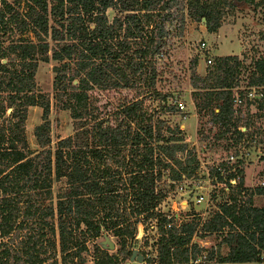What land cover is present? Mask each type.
<instances>
[{
	"label": "trees",
	"instance_id": "1",
	"mask_svg": "<svg viewBox=\"0 0 264 264\" xmlns=\"http://www.w3.org/2000/svg\"><path fill=\"white\" fill-rule=\"evenodd\" d=\"M248 1L30 0L22 15L5 3L0 27L8 22L17 30L30 29L37 41L17 39L5 47L0 44V236L10 239L0 241V264H58L59 260L61 264H81L87 239L109 231L118 237L119 247L108 252L95 245L94 264H120L132 254L136 225L148 218L155 220L158 236L156 253L145 256V264L194 260L203 251L199 239L224 231L221 241L227 243L228 251L210 250L207 259L223 264L261 260L264 205H253L252 195L264 193V186L244 190L246 196L239 204L233 194L231 203L219 204L203 221L177 222L173 214L156 211L175 183L194 175L199 166L184 130L178 124L163 128L165 119L151 115L142 98L125 97L117 103L114 117L104 118L96 110L94 95L88 93L94 86L144 83L156 101L166 102L172 95L157 89L161 75L157 62L170 52L172 38L183 30L185 18L202 22L214 32L221 25L225 4ZM109 8L119 11L112 20L107 15ZM9 52L13 56H6ZM243 57L214 56L205 74L196 71L197 57L189 61L195 106L207 111L209 123L217 125L213 135L207 130L201 137L234 140H227L228 149L249 133L250 122H239L250 104L264 116V49L249 66L244 65ZM51 59L57 61L52 65L53 97L78 123L72 134L58 139L55 148L50 146V96L35 81L39 61ZM242 67L248 69L247 86H262V96L247 98L244 109L234 105L233 91L241 84ZM238 93L245 96L242 89ZM30 105L42 108V121L33 129L41 146L35 152L25 133ZM161 107L179 110L174 104ZM233 150L238 148L226 153ZM166 167L172 169L170 182L159 185ZM63 176L68 189L55 205L45 203L52 193V180ZM243 181L241 174L238 186ZM19 232L24 234L13 246L12 236Z\"/></svg>",
	"mask_w": 264,
	"mask_h": 264
},
{
	"label": "rangeland",
	"instance_id": "2",
	"mask_svg": "<svg viewBox=\"0 0 264 264\" xmlns=\"http://www.w3.org/2000/svg\"><path fill=\"white\" fill-rule=\"evenodd\" d=\"M232 1V0H230ZM261 0H254L253 2L236 3L234 6L225 4L222 14L221 25L217 31L210 32L206 29V26L202 22H196L190 18H185V24L183 30L172 38L173 43L170 52L162 58L158 59L157 68L161 72L157 81V89L162 91L171 92L172 96L167 98V101L157 100L152 95V92L147 89L144 83L135 84L130 87H106L102 88L94 86L88 90L89 94L94 95V104L98 107L99 111L104 118L111 119L117 112V103L128 98H142L147 111L153 115L165 119V126L174 128L175 124H178L180 129H183L186 134V140L189 147H191L197 154L199 160H214L218 157H222L232 150L234 147L241 148L244 144L245 153L251 156L250 172H248V180L245 184L248 185L245 189L248 191L255 186H264L260 184L261 180H264V116H259L260 111L257 110L255 104H250L248 109L242 115L241 122L249 121L248 134H246L241 141L236 143L233 148H227V140L231 143L232 139L222 138L215 140L212 137L203 139L201 134L209 131V135H213L217 129L216 124L209 123L208 113L204 110H199L195 106L194 88L190 85L189 81V61L197 57L196 71L200 74H205L209 66L214 61V56L224 54H238L243 57V63L245 66L251 65V62L258 57L264 49V2ZM5 3H8L13 8V11L19 14H25L28 9L30 0H0V10L4 8ZM232 3V2H231ZM119 13L118 10L109 8L107 15L110 20ZM46 37V36H45ZM24 39L33 42L37 41V37L30 30H17L13 23L6 22L5 26L0 27V44L5 47L13 40ZM47 40L51 42L49 36ZM202 42H204L202 44ZM1 52V50H0ZM195 55V56H194ZM1 56V54H0ZM6 56H13L12 53H8ZM210 58L211 61L207 62ZM57 61L51 59L48 62L40 60L35 72V81L41 92L48 93L51 100V108L49 113V133H50V146L55 148V145L59 138L72 134L78 126L67 108H61L57 105L55 98L53 97L54 90L52 86L54 72L52 65ZM248 78V69L241 68L240 81L245 86ZM246 93V89H242ZM246 96H243L241 103L237 104L234 100V105L240 106L244 109L247 101ZM249 99V98H248ZM254 99V97H252ZM174 104L179 110L173 111L163 109L162 104ZM182 103L185 109H182L179 104ZM42 121V108L38 105H30L27 108V116L25 120V133L28 141L29 148L31 150L38 151L41 146L36 141L33 129L36 124ZM243 126V125H242ZM195 142L198 144V151L195 147ZM180 156H184V153H179ZM255 161V162H254ZM176 166V165H175ZM172 169L166 167L162 169V176L159 179V185L168 184L170 182V174ZM68 189V183L66 177H60L52 180L51 195L45 199V203H53L55 205L56 199L59 195ZM246 196V193L243 194ZM242 196V198L244 197ZM173 200H167L164 207L173 208ZM177 201V198H175ZM187 207L190 210L184 211V209L177 210L181 219L191 218L194 212H200L205 218H208L213 214V210L216 208L215 204L205 207L204 204L194 205L193 202ZM205 207V208H204ZM207 208V209H206ZM176 210V209H173ZM198 210V211H197ZM210 212H207V211ZM186 214H192L191 217H187ZM56 217V216H55ZM193 218H201L199 214L193 216ZM55 223L57 219L54 218ZM137 231L132 239L131 248L137 249L143 253L146 257H154L155 240L158 236V230L155 227L154 219H146L140 226L136 225ZM139 229V231H138ZM77 230L78 238H82V234ZM24 231V229L22 230ZM19 236L13 235V241L10 243L13 246L19 243L20 237L24 232H19ZM223 232H210L203 237L199 243L203 247V254H207L210 250H217L222 253V249L227 244L221 243L220 239ZM55 239L57 241V229L55 227ZM106 237H109L113 243L110 247L106 242ZM9 242V237L2 238L0 241ZM119 239L109 231L107 235H100L91 239H87V250L82 251L81 264H94L95 260V245L103 247L108 252H115L119 247ZM107 244V245H106ZM225 247L224 253L227 252ZM201 254L197 260L183 262V263H171V264H212L215 260L207 259V257ZM57 258L59 259V252H57ZM76 260V259H74ZM146 260L143 261V264ZM60 263V260L58 262ZM80 264V263H79ZM120 264H140L136 260H131L130 257L124 259ZM169 264V263H165ZM213 264H223L222 262H215ZM234 264H258V261H245L235 262ZM264 264V263H263Z\"/></svg>",
	"mask_w": 264,
	"mask_h": 264
},
{
	"label": "built area",
	"instance_id": "3",
	"mask_svg": "<svg viewBox=\"0 0 264 264\" xmlns=\"http://www.w3.org/2000/svg\"><path fill=\"white\" fill-rule=\"evenodd\" d=\"M203 43L204 42H202V44ZM210 61L211 59L208 58L207 62ZM261 88L262 86L256 85L245 86V96L249 99H252V97H261ZM234 100L237 104H239L242 102L243 97L239 93H236L234 96ZM179 106L182 109H185L182 103H180ZM244 153L245 149L243 148V146H241V148H238L237 152H235L234 150L230 151L229 153H226L224 156L218 157L217 159L206 161L199 160V166L195 170L194 175L190 177H184L183 179L178 180L175 183L174 188L169 192V194L157 204L155 210L165 212L168 214L167 216L173 214L175 216V221L177 222L190 220L196 214H199V216H201L199 220L203 221L206 219V216L203 217L201 215L202 213L200 212H194L193 215L186 214L185 212V215H187V217H191V215L192 217L187 219H181L178 215L177 210H190L189 208H187L191 204L190 202H193L194 205H200L203 203L204 206L209 207V209L210 205L213 203L216 206V208L213 210L214 213L216 210L219 209V204L231 203L233 200V194L236 195V203H241V201L245 197L243 194H245L244 190H246V185L243 182L242 185L238 186V183L241 180V174L239 172L241 162H239V160L243 158ZM260 184L264 185V180H261ZM242 196L244 197L242 198ZM172 197L177 198V201L174 198V205L172 206L173 208H165V202L167 200H173ZM207 212L210 211L208 210ZM140 224L141 222L138 223V227L140 226ZM167 225H169V223ZM198 241H200V239ZM201 254H203V251ZM202 256L206 257V254H203ZM197 258L194 260H197ZM263 263L264 254L261 255V260L258 261V264Z\"/></svg>",
	"mask_w": 264,
	"mask_h": 264
},
{
	"label": "crops",
	"instance_id": "4",
	"mask_svg": "<svg viewBox=\"0 0 264 264\" xmlns=\"http://www.w3.org/2000/svg\"><path fill=\"white\" fill-rule=\"evenodd\" d=\"M240 57H242V56H240ZM240 89H244V85L240 84V85L235 86L233 88V91L236 94V93H238V90H240ZM216 110H217V108H216ZM240 128L244 130L245 129V126H242L241 125ZM193 143H195V142H193ZM242 146H243V148L245 147L244 144ZM195 147L197 148V151H198V144L195 143ZM244 149L245 150H250L249 147L248 148H244ZM251 159H252L251 156L248 155L247 153H244L243 158H241V164H240V168L239 169H240L241 174L243 175V179H244L243 182L244 183L247 182V180H248V172H250L249 170H250L251 165H254L253 162H251ZM245 185H246V187H248L247 184H245ZM255 187H253L251 189H254ZM252 203H253V205H256V206H262V205H264V193H253V195H252ZM225 232L226 231H224L223 233H225ZM220 242L221 243H225V242H222L221 239H220ZM225 244H227V243H225ZM225 247L227 249H229L228 245L224 246L223 249H222V254H225L224 253ZM214 251H217V250H214ZM217 252H219V251H217ZM210 260H215V259H210ZM215 262H218V261L215 260ZM215 262H213V263H215ZM234 263L235 262H231V264H234ZM169 264H171V263H169Z\"/></svg>",
	"mask_w": 264,
	"mask_h": 264
},
{
	"label": "water",
	"instance_id": "5",
	"mask_svg": "<svg viewBox=\"0 0 264 264\" xmlns=\"http://www.w3.org/2000/svg\"><path fill=\"white\" fill-rule=\"evenodd\" d=\"M203 21H204V18H203ZM105 240H106V242L108 243V245L110 247L113 246V243H112V241H111V239L109 237H106ZM130 259L131 260H136L139 263H142L144 261V254L139 252L137 249L134 248L133 251H132V254L130 256Z\"/></svg>",
	"mask_w": 264,
	"mask_h": 264
}]
</instances>
